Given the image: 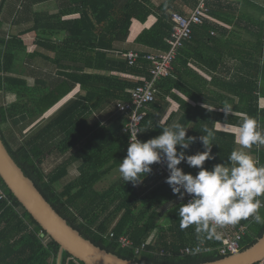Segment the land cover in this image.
<instances>
[{"label": "trees", "instance_id": "obj_1", "mask_svg": "<svg viewBox=\"0 0 264 264\" xmlns=\"http://www.w3.org/2000/svg\"><path fill=\"white\" fill-rule=\"evenodd\" d=\"M46 1L50 0H18L12 24L31 22L38 44L53 51V57L29 52L23 38L25 30L16 34L5 28L3 13L8 0H4L0 10V133L12 157L72 227L94 244L122 258L146 264H195L225 257L213 249L221 245V235L219 239H208L205 234L197 233L194 225L180 227L179 208L187 202L185 198L172 203L168 209L158 210L177 195L153 168L135 185L125 183L119 176L109 189L97 188L118 170L130 143L124 124L115 122L123 116L116 103L130 101L136 87L153 79V63L146 58L149 52L133 50L140 56L131 64L123 55L129 50H115V45L128 41L134 19L145 20L156 15V22L145 28L135 41L153 51L168 50L167 38L174 24L172 13L186 15L199 0H163L160 4L152 0H57L59 9L53 14L36 8ZM207 5L212 18L192 26V37L184 40L178 50L170 74L156 79L155 99L141 108L145 113L141 136L147 141L161 134V126L171 127L179 122L188 128L186 136L195 138L185 150L187 155H192L205 150L199 137L205 128L211 129L214 131L211 155L215 158L206 160L203 165L211 170L218 163L230 166L228 157L237 149L235 135L216 130L217 122L238 125L241 118L247 116L255 119L264 132V0H208ZM76 13L79 17L64 19ZM239 30L247 35L241 38ZM236 37L239 44H243L237 52L232 51ZM192 42L205 45L206 50L199 48L195 56L214 71L221 63L215 59V49L223 48L220 57L229 51L233 57L242 58L239 65L228 68L227 78L221 76L214 81L222 94L205 97V79L196 72H190V78L186 72L181 73L177 62L183 59V50ZM207 48L212 54H207ZM30 76L36 79L33 85L29 84ZM78 85L81 92L76 98L39 129L23 134L21 139L26 121L45 114ZM175 90L197 104L180 97ZM236 98L238 104L232 106ZM170 99L180 106L165 121L172 108ZM207 101L222 108L230 105L234 112L225 116L221 110L198 104ZM110 103H114L115 108L93 121ZM79 144L80 147L53 171L44 170L47 156L55 151L66 154ZM177 148L179 151V146ZM248 152L253 158L258 157V166H264V146L254 145ZM73 163L79 164V177L60 188V181ZM179 167L193 175L199 171L183 161ZM0 185L9 197V200H0V264H58L60 244L25 210L1 176ZM260 199L263 206L259 214L264 218V196ZM165 221L168 230H159ZM245 222H249V227L241 241V250L255 244L264 234V223L249 218L238 224ZM238 224L230 226L236 229ZM122 236H128L133 246H123L119 241ZM157 237L159 241L155 243ZM144 242L147 248L138 252L137 247ZM203 242L208 251L181 255L186 246L196 247ZM160 249L171 255L155 253ZM70 257L84 264L66 251L61 262L65 263Z\"/></svg>", "mask_w": 264, "mask_h": 264}, {"label": "clouds", "instance_id": "obj_2", "mask_svg": "<svg viewBox=\"0 0 264 264\" xmlns=\"http://www.w3.org/2000/svg\"><path fill=\"white\" fill-rule=\"evenodd\" d=\"M222 110L225 116L232 113L230 105H225ZM161 128L160 135L144 142L137 139L136 133L135 139L128 144L127 154L118 166L125 183L141 182L152 172L154 163H164L169 173L165 183L172 193L181 200L186 195L190 197L179 208L180 227L185 229L194 225L197 233L205 234L208 239H219L216 229L236 225L241 220L252 218L264 223L259 214L260 197L264 196V166H258L250 152L245 151L254 145L264 146V132L258 128L255 119L245 116L237 125L235 143L240 148L230 153V166L218 163L211 170L203 165L206 160L215 158L211 155L213 130L205 128L199 137L204 151L187 155L185 150L195 140L186 136L188 128L179 122ZM182 161L199 171L195 175L185 173L179 167Z\"/></svg>", "mask_w": 264, "mask_h": 264}, {"label": "crops", "instance_id": "obj_3", "mask_svg": "<svg viewBox=\"0 0 264 264\" xmlns=\"http://www.w3.org/2000/svg\"><path fill=\"white\" fill-rule=\"evenodd\" d=\"M152 1L156 4H160L161 1H163V0H152ZM17 5H18V0H8V3L6 5L4 13H3V19L5 20V23H4L5 28L6 29L10 28L12 33H16V34L23 33L22 31L25 30V33L23 34V38L25 40L26 45L28 46L29 52H31V53L40 52V53H44V55H46V56L53 57L55 55L53 51H51L49 48L42 47L38 44L37 32L35 30H31L32 29L31 28L32 27L31 22L30 23H23L20 25L12 24L13 19H14V11H15ZM36 8H38V10L47 11V12H50L51 14H53V13H56L59 9L58 8V1L57 0L46 1L44 3L38 4L36 6ZM77 17H79V13L66 15V16H64V19H71V18H77ZM156 20H157L156 15H151V16L147 17V19H145V20L134 19L133 24L131 26V33H130V37H129L128 41L126 43H117L115 45V47H116L115 50L120 49L119 51H123V52L125 50H129V51L130 50H137V51H146V52L153 51L151 48H149L147 46L136 43L135 39L145 28H150L156 22ZM218 23H221V22L218 21ZM221 24H223V23H221ZM225 26L228 29H232L230 26H227V25H225ZM26 31H28V32H26ZM238 32L241 35V38L244 37V32H242L240 30ZM63 36H64V33L60 38H63ZM55 38H54V40H56ZM59 42H61V40ZM59 42H56V43L59 44ZM242 45H243L242 43L239 44L238 38L236 37V44L233 46L232 51L236 50V52H237L238 48L241 47ZM199 48H201L202 50H206L205 45L199 46V43H196V42H192L191 46H188V44H187L185 47V50H183V52L181 51L184 54V56L182 57L183 59H180L177 62V66H179V68L181 69L180 70L181 73L186 72V76H188L189 78H190V75H188V74H191L190 72H196L205 79L204 82L206 83L205 84L206 90L203 93L205 97H209L212 94L219 93V92H220V94H222L223 91L221 90V88L216 83H214V81H218L221 78V76L227 78V72L230 71V70H228V68L231 69L232 67H236L237 65H239L240 62L242 61V58H239L238 55L236 57H233L229 53V51L223 52L224 56L220 57V52L223 48L221 47L219 49H215V51H214V53L216 54L215 59L218 62L220 61L221 63H220V67L214 71L213 69H210L207 64H205V61H200L201 59H199L195 56V54L197 53ZM207 54H212V51L208 48H207ZM45 61H46V59H45ZM39 63H42V61L41 62L39 61ZM192 77H193V75H192ZM175 78L179 79L178 76H175ZM35 80H36L35 78L30 76L29 77V84L33 85L35 83ZM80 92H81V89H80V86L78 85L74 89V91H72L61 102H59L56 106H54L52 109L47 111L45 114L38 116L35 119L26 121L25 129L26 128L29 129L30 130L29 132L39 129L41 126H43L45 123H47L62 107H64L72 99L76 98L80 94ZM175 92L180 97L185 98L186 100L190 101L193 105L197 104L196 102L188 99V97L185 96L183 93H181V91L175 90ZM170 100L172 102V108H171L170 112L167 114V116L165 117V121L169 118V116L171 114H174L180 106V104L176 100H174V99H170ZM238 101H239V99L236 98V100L232 104V106H235L236 103L238 104ZM198 104L207 108V109H211V110H215V111H219V110L223 111L222 107L213 106L208 101L204 102V103L200 102ZM112 107L115 108L114 103H112V104L110 103L106 107V109H104L101 113L96 114L95 117L93 118V121L95 119L96 120L100 119L102 117V113H107V112L111 111ZM233 112L234 111L232 110V114H233ZM127 119H128V115L123 114V116L122 117L119 116L118 120L115 122H117L118 125L125 124L127 122ZM236 127H237V125L230 124L227 122H222V121L217 122L215 125L216 130L223 131V132H229V133H232L234 135H235ZM192 129L190 131H193ZM80 145L81 144L77 145L78 147L77 146H76V148L74 147L72 150H70L66 154H62L58 151H55L52 154H50L49 156H47V158L45 159V162L43 163L44 170L47 173L53 171L58 165H60L64 161H66L80 147ZM239 148H240V146L237 145V149H239ZM248 150L249 149H245V151H248ZM58 156H60L62 159L59 164L56 163V161L54 160V157H58ZM79 175H80L79 164L73 163L69 167L68 174L60 181V188L64 187L69 182L78 178ZM160 178L163 179V177H161V176H160ZM110 182H111L110 180L101 182L97 185V188L99 190L109 189L111 186ZM180 201H181V199H179L178 197H175L173 200L168 201L166 204L159 206L158 210H162V209H166V208L168 209L172 203H174V202L178 203ZM168 227H169L168 222L166 223V221H165V222H162L161 226L159 227V230L164 229L165 231H167ZM227 228L229 230H232V231L234 229L232 226H230V227L227 226ZM154 237H155V235H154ZM158 241H159V239L157 237V239L155 240V243H157ZM144 243H147V242H144ZM204 244H205L204 242L201 243V245H204ZM215 249L217 250V248H215ZM155 253H157V252H155ZM198 254H200V253H198ZM182 256H184V255H182Z\"/></svg>", "mask_w": 264, "mask_h": 264}, {"label": "built area", "instance_id": "obj_4", "mask_svg": "<svg viewBox=\"0 0 264 264\" xmlns=\"http://www.w3.org/2000/svg\"><path fill=\"white\" fill-rule=\"evenodd\" d=\"M208 0H199L198 4L194 9L187 13L186 15L181 14L179 12L172 13V19L174 21L173 31L171 36L167 38V42L169 43L168 50H156L149 52L146 56L147 59L151 60L153 63V67L151 69V73L153 75V79L145 82L144 85H140L136 87L132 91V98L130 101H120L116 103V108L118 111L123 114L128 115L127 122L124 124L123 130L124 132L130 135V142H132L137 133V139L141 142H144L142 135L141 122L144 117V112L141 111V108L152 102L155 99V81L157 78L165 77L170 74L173 69V62L176 58L178 50L183 46L184 40L191 39L193 34L192 26L195 24H202L204 19L212 18L209 14V7L207 5ZM124 56H126L131 64L135 63L139 58V52L137 51H129L124 52ZM258 164V157L254 158ZM157 175L163 177L164 179L168 176V170L164 163H154L151 166ZM186 201L190 199L189 196L184 197ZM0 200H9V197L5 190L0 185ZM263 206V202H262ZM261 206V207H262ZM249 227V222L240 223L236 226V229L229 230L227 227L218 228L220 235L222 236V243L217 247V250L225 255L236 254L241 251V241L246 234ZM111 237L114 236V233L111 232ZM121 244L125 247L133 246V241L127 236H122L119 238ZM147 244L143 243L141 246L137 247L138 252L142 249H146ZM215 249V248H214ZM209 249L204 248V245H197L196 247L186 246L181 250L182 255H193L202 253L204 251H208ZM160 255L171 254V252H167L165 249H160L159 251H155ZM58 264H80L77 260L73 258H67L65 263L60 262ZM254 264H264V258L255 262Z\"/></svg>", "mask_w": 264, "mask_h": 264}, {"label": "water", "instance_id": "obj_5", "mask_svg": "<svg viewBox=\"0 0 264 264\" xmlns=\"http://www.w3.org/2000/svg\"><path fill=\"white\" fill-rule=\"evenodd\" d=\"M4 0H0V10ZM0 176L8 189L31 214L46 234L61 246L59 261L63 252L70 253L84 264H146L118 256L85 238L72 227L44 197L18 165L6 147L0 133ZM264 258V234L250 247L239 253L220 259L195 264H254Z\"/></svg>", "mask_w": 264, "mask_h": 264}, {"label": "rangeland", "instance_id": "obj_6", "mask_svg": "<svg viewBox=\"0 0 264 264\" xmlns=\"http://www.w3.org/2000/svg\"><path fill=\"white\" fill-rule=\"evenodd\" d=\"M243 32V31H242ZM244 35H247V34H245L244 33ZM0 100H2V96L0 95ZM29 129H25L24 131H23V133L21 134V139H23L24 137H23V134L24 135H26V134H28L29 133ZM9 137H10V135H11V133H8L7 134ZM18 136H20V134L18 133ZM78 147V146H77ZM76 148V147H75ZM59 155V154H58ZM58 158V159H57ZM54 160L56 161V163H60L61 162V157L60 156H58V157H54ZM115 171V170H114ZM118 171V170H117ZM117 171H115V172H112L109 176H107L105 179H104V181H111V182H116V181H118V179L117 178H119V173L117 172ZM110 182V184H112ZM228 227H230V226H228Z\"/></svg>", "mask_w": 264, "mask_h": 264}]
</instances>
